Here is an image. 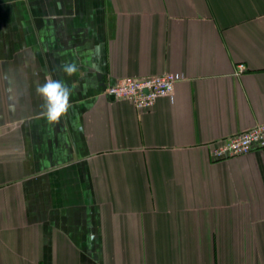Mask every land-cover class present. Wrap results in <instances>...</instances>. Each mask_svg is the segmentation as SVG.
Wrapping results in <instances>:
<instances>
[{
    "label": "crops",
    "instance_id": "0c3cea01",
    "mask_svg": "<svg viewBox=\"0 0 264 264\" xmlns=\"http://www.w3.org/2000/svg\"><path fill=\"white\" fill-rule=\"evenodd\" d=\"M263 122L264 0H0V264H264V148L212 152Z\"/></svg>",
    "mask_w": 264,
    "mask_h": 264
},
{
    "label": "built area",
    "instance_id": "2783aa9c",
    "mask_svg": "<svg viewBox=\"0 0 264 264\" xmlns=\"http://www.w3.org/2000/svg\"><path fill=\"white\" fill-rule=\"evenodd\" d=\"M245 68L240 64L238 71ZM182 75L167 72L157 75H128L117 79L108 87V92L118 99L131 101L138 109L151 108L161 96H173L176 81ZM254 148H264V122L243 131L224 137L212 152L218 158L242 155Z\"/></svg>",
    "mask_w": 264,
    "mask_h": 264
},
{
    "label": "clouds",
    "instance_id": "9594fccd",
    "mask_svg": "<svg viewBox=\"0 0 264 264\" xmlns=\"http://www.w3.org/2000/svg\"><path fill=\"white\" fill-rule=\"evenodd\" d=\"M65 70L68 72V74H72L75 71V68L74 66H68ZM37 91L48 101L49 107L47 109V117L50 121L58 120L59 117L67 112L68 108L70 107V90L60 81L53 80L47 82ZM53 94L58 96L61 101V103L58 105L52 104L51 97Z\"/></svg>",
    "mask_w": 264,
    "mask_h": 264
}]
</instances>
